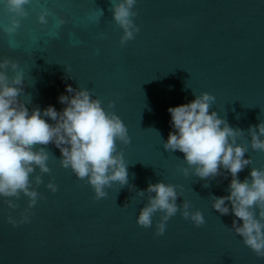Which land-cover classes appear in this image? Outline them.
I'll return each mask as SVG.
<instances>
[{"label": "water", "instance_id": "95a60500", "mask_svg": "<svg viewBox=\"0 0 264 264\" xmlns=\"http://www.w3.org/2000/svg\"><path fill=\"white\" fill-rule=\"evenodd\" d=\"M110 6V0H32L21 27L9 36L3 26L10 14L0 0V59L18 62L23 71L19 99L29 112L50 105L59 112L65 105L58 97L70 95L67 86L87 88L106 110L115 102L111 111L131 137L126 146L117 142L129 187L114 183L97 201L86 181L60 165V150L45 146L51 171L42 175L37 188L42 198L30 222L16 227L7 222L9 215L19 219L26 197L16 201V210L0 197V264H264L231 230L234 214L212 208L211 197L229 195L230 173L221 168L222 175L204 180L190 169L185 176L184 154L163 147L173 131L168 108L208 92L215 97L210 112L244 131L237 143L248 147L244 158L253 163L238 178L249 177L252 167L264 168V152L251 149L248 135L250 125L264 122V0H137L134 22L140 31L123 47ZM45 9L47 26L37 21ZM56 17L68 23L57 30ZM50 180L56 193L46 187ZM161 181L180 186L177 204L187 200L190 210H200L202 226L179 212L162 236L155 235L160 213L151 228L138 226L147 200L136 190Z\"/></svg>", "mask_w": 264, "mask_h": 264}, {"label": "clouds", "instance_id": "9594fccd", "mask_svg": "<svg viewBox=\"0 0 264 264\" xmlns=\"http://www.w3.org/2000/svg\"><path fill=\"white\" fill-rule=\"evenodd\" d=\"M31 3L32 0H3L10 14L8 24L3 26L6 34L12 36L17 33L21 21L28 16L27 6ZM136 4L137 0H110L112 20L122 30L121 47L134 40L140 31L134 22L138 15L133 10ZM99 11L102 16L103 11ZM49 15L47 9L41 11L37 17L38 23L47 26ZM67 23L64 17L55 18L57 30ZM53 35L58 36L59 32ZM100 36L104 38L103 33ZM10 45L15 46L11 41ZM9 72L14 74L10 76ZM23 84L24 73L18 62L9 58L0 59V197L12 210L19 207L16 201L21 195L28 201L27 207L19 213V219L12 215L7 217L9 224L16 227L30 222L31 209L42 198L37 191L44 183L42 175L51 171L48 166L50 153L45 147L50 143L60 150V165L71 169L77 179L91 186L94 201L105 198L108 195L106 189L114 183H118L120 188L125 185L129 187L128 164L123 150H118L117 142L126 146L131 143V137L121 118L111 111L114 101L108 102L106 110L102 101L93 97L92 90H76L69 85L66 92L70 95L61 94L58 97L59 102L65 105L61 111L50 105L43 111L36 107L29 112L19 99L24 95ZM193 94L195 99L191 102L168 108L173 131L169 132L163 147L167 151L184 154L188 167L181 171L185 176L190 169L193 175L204 180L222 175L221 168L230 173L229 195L211 197L212 208L221 215H228L231 211L237 218L233 219L231 230L257 257L264 258V168L252 167L249 177L243 181L238 178V174L253 163L251 158H244L248 147L237 143V138L244 131L231 127L216 111L210 112L215 102L212 94ZM45 117L55 123H48ZM248 135L251 137V149L264 152V122L250 125ZM46 187L52 193L58 191V186L52 180ZM179 187L161 181L150 183L146 191L135 189L137 197L147 200L140 208L136 221L138 226L151 228L153 217L160 213L155 235L162 236L167 222L178 212L184 220L196 227L202 226L205 218L200 210H190L191 205L187 200L177 204V198L182 196ZM226 202H230L231 208ZM124 207H127V203Z\"/></svg>", "mask_w": 264, "mask_h": 264}]
</instances>
